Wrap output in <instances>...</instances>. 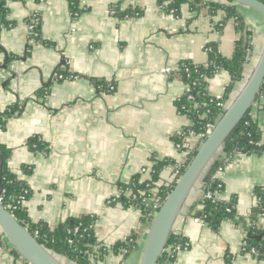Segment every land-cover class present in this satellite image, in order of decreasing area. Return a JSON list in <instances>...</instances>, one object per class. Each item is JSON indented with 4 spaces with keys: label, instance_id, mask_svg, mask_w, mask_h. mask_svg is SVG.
Segmentation results:
<instances>
[{
    "label": "crops",
    "instance_id": "crops-1",
    "mask_svg": "<svg viewBox=\"0 0 264 264\" xmlns=\"http://www.w3.org/2000/svg\"><path fill=\"white\" fill-rule=\"evenodd\" d=\"M193 1L182 3L175 15L166 0H79L77 16L69 0L8 2L13 25L0 34V108L24 105L0 130V143L12 150L10 170L32 191L24 203L31 222L55 230L70 218L94 219L96 241L107 250L100 264H141L151 222L142 208L126 206L119 197L134 188L135 178H150L142 168L172 161L161 174L167 181L185 158L176 141L192 126L177 105L188 89L179 74L182 62L206 65L208 43L231 58L249 32L255 56L245 65L243 79L230 92L232 76L226 70L208 80L209 94L229 107L263 50L262 13L212 0L236 7L245 22L242 32L224 10ZM33 17L40 19L41 40L29 31ZM7 53L17 58L7 60ZM58 68L76 77L60 79ZM250 113L264 144V92ZM34 139L44 151L34 147ZM218 177L224 186L221 198L233 202L234 216L218 231L195 220L191 211L203 194L199 183L173 228L190 245L167 264H264L243 250L248 229H264V151L238 152ZM134 235L130 253L116 251L119 242H134ZM0 236V264H28L13 254L1 227Z\"/></svg>",
    "mask_w": 264,
    "mask_h": 264
},
{
    "label": "trees",
    "instance_id": "trees-1",
    "mask_svg": "<svg viewBox=\"0 0 264 264\" xmlns=\"http://www.w3.org/2000/svg\"><path fill=\"white\" fill-rule=\"evenodd\" d=\"M9 1L10 0H0V34L4 27L13 25L7 19ZM187 1L188 0H173V2L169 5V9H175V15H179L181 4ZM198 1L201 0H194L193 2ZM261 1L264 2V0ZM69 3L72 13L75 16L80 15L82 10L79 8V0H69ZM194 5L193 7L195 8ZM206 5H208L211 10H224L227 13L228 18L236 19L238 22V31L243 32L245 30V22L235 6L217 2H209ZM33 23V19L29 18L28 25ZM34 33V38L41 40V23L35 26ZM249 38V32H247L245 36H242V38L236 43L234 54L231 58L224 57L220 53L216 44L208 43L206 45V51L208 53V62L206 65H196L189 61L182 62L179 74L189 86V92H186L185 95L178 100L177 105L182 113H186L192 119V126L189 128L192 131L198 133L206 131L209 125L215 124L224 113V110H219L215 103H210V97L212 95H210L207 90L208 80L217 72L226 70L232 76V83L227 88V91L230 92L233 84L236 81L243 79L248 50L252 47L251 40ZM1 52H4V49L0 44V53ZM6 56L7 60L17 58L16 55L11 53H7ZM56 74L60 79H68L71 76H75V74L61 68H58ZM263 92L264 84L262 85L259 96ZM189 94L194 96L193 99L189 98ZM23 105V102H20L4 110L0 108V130H5L7 128L8 121L17 114H21ZM207 110H210V112H207ZM250 111H248L241 122L228 136L225 142L223 154L211 165L209 171L204 176L202 184L205 192H223L224 186L222 188L219 187L221 182L216 178V175L220 170L224 169L229 164L232 157L239 151L249 153H262L264 151V144H261L263 132L258 123L253 120ZM176 141L179 143L181 139L177 138ZM33 143H35V148L44 151L45 145H43L42 142L34 139L32 141V144ZM199 146L200 145H198L197 149ZM197 149L192 152L188 164L195 156ZM11 157L12 150L6 145L0 143V192L3 195L2 203L15 214L21 224L29 228L30 232L36 236L39 242L48 249L66 257L69 261L76 264H100L99 261L104 255H106L107 250L100 247L96 241L93 229L94 219L70 218L55 230H51L45 223L35 224L31 222L24 205L20 204L17 209L10 207L11 205H17V200L22 195L26 194V198H29L32 193L28 182L20 179L16 173L10 170L9 160ZM171 164H173V162L170 160H163L156 163V171L150 181L151 188H149V190L152 191L153 188L155 189L160 202H164L181 177L179 176L172 182L161 181L162 172L166 166L168 167V165ZM25 171L27 174L32 173V170L29 168H25ZM126 188V186L123 187V189ZM143 189H146V185L139 184V177L135 178V185L133 188L134 193H139V191ZM151 191L150 194L153 196L155 192ZM139 199L140 198H131L130 200L124 195L119 197V201L126 206L136 205L142 208L144 215L149 216L148 224H150L154 218L155 210L152 209L151 205L144 204L141 202V199ZM233 205V202H228L222 198L201 199L200 202L192 208L191 215L204 221L213 230L218 231L225 219L232 218L234 216L235 209ZM262 208L264 211V200L262 201ZM143 222L145 223V219ZM77 226L80 227V230L77 233H74V229ZM36 231L38 234L35 233ZM1 238L2 237L0 236V246H4ZM136 238L137 235H134V242L131 244L119 242L115 246L116 251L120 252L123 250L126 251L127 254L130 253L136 245ZM183 241V238L172 234L167 247L171 245H178ZM245 247L247 252L255 250L257 257L259 259H264V229L257 226L250 227L247 231ZM12 252L17 257H21L13 247ZM174 259L175 257L173 258L169 254L165 253L161 257L158 264H166L168 262H172Z\"/></svg>",
    "mask_w": 264,
    "mask_h": 264
},
{
    "label": "water",
    "instance_id": "water-1",
    "mask_svg": "<svg viewBox=\"0 0 264 264\" xmlns=\"http://www.w3.org/2000/svg\"><path fill=\"white\" fill-rule=\"evenodd\" d=\"M231 1L255 9L264 16V2L261 0ZM263 84L264 47L245 85L218 121L210 127V133L200 144L173 190L155 212L145 241L141 264H158L190 193L199 183H203L211 165L223 154L226 139L250 111ZM0 227L10 245L29 264H66L57 253L41 244L29 228L21 224L1 201Z\"/></svg>",
    "mask_w": 264,
    "mask_h": 264
},
{
    "label": "built area",
    "instance_id": "built-area-1",
    "mask_svg": "<svg viewBox=\"0 0 264 264\" xmlns=\"http://www.w3.org/2000/svg\"><path fill=\"white\" fill-rule=\"evenodd\" d=\"M167 5L169 6L173 0H166ZM204 4L212 2V0H203ZM171 12H175V9H170ZM33 24H29L28 28L31 34H35L34 30H35V26L37 24L40 23V19L38 17H33ZM252 41H251V45H252ZM254 49H253V45L251 48H249L248 50V57H247V63L246 64H250L254 58ZM245 64V65H246ZM76 76H71L69 79H73ZM196 84V83H194ZM111 89H114V86L110 87ZM186 92H189V86ZM190 99H193V95L189 94L188 95ZM210 103L213 104L215 103V105L217 106V108L219 110H225L226 109V105L225 102L223 100L217 99L213 96L210 97ZM207 112H210V110H207ZM213 124H210L208 129L206 131H202V132H194L191 129H188L187 131H185V133L180 134V139L181 141L179 143H177V146L183 151V154L185 156L184 160H182L180 163L175 164V168H174V172L172 173V176L167 180L168 182H172L174 181L176 178H178L179 176H181L183 174L184 169L187 167L188 165V161L190 159V156L192 154V152L194 150L197 149L198 145H200L204 139L207 137V135L210 133V127ZM190 137H192L194 140H197L198 143L197 144H192L190 143V141L188 140ZM184 149V150H183ZM224 170V169H222ZM222 170H220L219 172H221ZM155 165L150 166V167H144L141 170L142 174H150V178L144 179V178H140L139 179V184H145L146 185V189L140 190L139 193H134L133 189L132 190H127L126 191V197L129 198L131 200V198H140L141 202L144 204H150L152 206V209H154V214L155 212L159 209V207L162 205L163 202H160V199L157 197V194L155 192V189L153 188L152 191H154V195L152 196L150 194L149 188H151V183L150 181L153 178V175L155 173ZM218 172V173H219ZM218 173L216 175V178L219 179L218 177ZM221 182V181H220ZM135 185V182L133 183V186ZM219 187L222 188L223 184L222 182L219 184ZM151 191V192H152ZM221 198V192H212V191H204L203 190V194H202V198L201 199H218ZM3 199V195H0V201L2 202ZM139 199V200H140ZM27 198H26V194L22 195L18 200H17V205H11L10 207L13 209H17L18 206L24 205V203L26 202ZM114 201H116V199L114 198L113 200H110L109 203H113ZM195 220L199 221V218H196ZM80 230V227L77 226L74 229V233H77ZM71 232V231H70ZM36 234H38V232H35ZM36 237V236H35ZM190 243L186 240H184L182 243L178 244V245H171L169 247L166 248L165 253L169 254L171 257H175L176 254L178 252H180L181 250L187 249L189 247ZM246 240H244V244H243V250L246 251ZM251 253L253 254H257L255 252V250H252ZM167 264V263H166Z\"/></svg>",
    "mask_w": 264,
    "mask_h": 264
},
{
    "label": "rangeland",
    "instance_id": "rangeland-1",
    "mask_svg": "<svg viewBox=\"0 0 264 264\" xmlns=\"http://www.w3.org/2000/svg\"><path fill=\"white\" fill-rule=\"evenodd\" d=\"M57 255L60 256L62 258L63 262L66 263V264H76V263H74L72 261H69L66 257H64L62 255H59V254H57Z\"/></svg>",
    "mask_w": 264,
    "mask_h": 264
}]
</instances>
